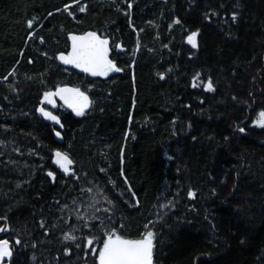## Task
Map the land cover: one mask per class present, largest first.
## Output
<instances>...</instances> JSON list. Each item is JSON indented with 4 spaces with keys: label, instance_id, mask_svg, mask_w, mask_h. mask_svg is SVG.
Masks as SVG:
<instances>
[{
    "label": "trees",
    "instance_id": "1",
    "mask_svg": "<svg viewBox=\"0 0 264 264\" xmlns=\"http://www.w3.org/2000/svg\"><path fill=\"white\" fill-rule=\"evenodd\" d=\"M88 30L111 39L123 74L59 64L68 33ZM63 86L87 96L83 115L44 104ZM262 112L264 0H0L7 263L99 264L113 233L152 231L153 264H264ZM90 180L110 206L91 205Z\"/></svg>",
    "mask_w": 264,
    "mask_h": 264
},
{
    "label": "snow or ice",
    "instance_id": "2",
    "mask_svg": "<svg viewBox=\"0 0 264 264\" xmlns=\"http://www.w3.org/2000/svg\"><path fill=\"white\" fill-rule=\"evenodd\" d=\"M82 7L80 11H83ZM233 20L236 19L233 15ZM29 27L32 26V22L29 21ZM197 33H193L189 36V43L196 46V36ZM73 53L70 57L61 56L60 59L68 64H75L76 67L81 68L85 72H91L92 75H106L111 71H120L116 66L107 59L108 54V41L101 40L94 33H89L86 37H73ZM78 41V42H77ZM163 78V77H161ZM195 86V85H194ZM207 91H214L212 82L209 80L206 85ZM71 93L72 102L69 103L70 107H74L77 115H83L84 110L88 107L89 101L87 96L79 91V89H60L59 93ZM54 95L49 93L48 96ZM45 117L48 119L56 121L59 123L57 118L51 113L40 109ZM258 127L264 128V112L259 114L256 121ZM244 131V129H240ZM59 135V133H57ZM57 163L63 169L64 172H69V167L72 161L68 158L66 154L57 152ZM51 175V174H50ZM191 196H195V193H190ZM3 231V229H0ZM115 236V239H113ZM69 239H74V237H68ZM154 233L148 231L144 234V237L139 240H128L123 239L120 236H116L115 233L110 235L107 242L103 245V250L99 253L100 264H153V249L155 247L154 243ZM19 243V241H17ZM89 245L92 241H88ZM11 251L9 250L8 242H0V261L5 257H10Z\"/></svg>",
    "mask_w": 264,
    "mask_h": 264
},
{
    "label": "water",
    "instance_id": "3",
    "mask_svg": "<svg viewBox=\"0 0 264 264\" xmlns=\"http://www.w3.org/2000/svg\"><path fill=\"white\" fill-rule=\"evenodd\" d=\"M89 33H94L101 40H107L108 41V45H107V48H108L107 59L110 60L116 66V68L120 69V71H111V72H108L106 75H92L91 72H85L81 68L76 67L75 64H72V63L66 64L60 59L61 56L70 57L72 55V53H73V44H74L73 37H77V38L86 37V36H88ZM67 37H68L69 44L71 46V52L69 54H67L66 52H61L58 55V62H59V64L61 66L73 70L78 75H82V76L88 77L90 79H100V80H103V81L110 80L111 78L124 73V70L121 69L118 66V64L112 59L113 49H112V41H111L110 38H105L101 34H99L98 32H96L94 30H88V31H86L85 33H82V34L75 33V32H70V33H68ZM122 50H123V46L120 45L118 51L121 52ZM60 89H74V88L71 87V86L60 87L59 89H57L53 93L54 95H51L50 97H52L55 100H57L58 102H60L68 111H70L73 114L77 115L74 107H70L69 106V103L72 102V94L71 93L55 94V93H59ZM0 229H3V231H0V238L5 236L9 232V226H8L7 223H5L2 227H0Z\"/></svg>",
    "mask_w": 264,
    "mask_h": 264
},
{
    "label": "rangeland",
    "instance_id": "4",
    "mask_svg": "<svg viewBox=\"0 0 264 264\" xmlns=\"http://www.w3.org/2000/svg\"><path fill=\"white\" fill-rule=\"evenodd\" d=\"M191 35H189V36H191ZM189 36H188V38H189ZM188 38H187V42L189 43V39ZM189 44L192 45L191 43H189ZM197 47H198V35L196 36V46H195V48H197ZM44 111L51 113L53 116H55L57 118V116L54 115L53 112H51L50 110L44 109ZM49 120H51V119H49ZM57 120H58V118H57ZM52 121H54V120H52ZM55 164L63 171V169L57 163V157L56 156H55ZM64 173H66V172H64ZM71 173H73V163L70 165L69 172H67L66 174H71ZM51 177H54V175L51 174ZM89 185H90V187L92 189V193H93L92 200H91V205L95 209L100 208L102 206H110V203L106 199L105 194L103 193V190L99 188V186L97 185V183L90 180ZM167 206H168V204H167L166 200H162L160 202V208H161V210H164L165 208H167ZM3 237L0 238V242L7 241ZM142 238H140V239H142ZM113 239H115V237ZM128 240H139V239H128ZM8 246H9V250L11 251V254H12L11 245H10L9 242H8ZM10 257H5L2 261H0V264H8L7 261L10 259ZM99 264H100V259H99Z\"/></svg>",
    "mask_w": 264,
    "mask_h": 264
},
{
    "label": "flooded vegetation",
    "instance_id": "5",
    "mask_svg": "<svg viewBox=\"0 0 264 264\" xmlns=\"http://www.w3.org/2000/svg\"><path fill=\"white\" fill-rule=\"evenodd\" d=\"M123 46L121 43L117 44L116 48L117 50L119 49V47ZM127 51V49L125 47H123V50L120 53H125ZM89 101V99H88ZM57 103V100H55L54 98L48 96V99H45L44 104H47L49 107H52L53 105H55Z\"/></svg>",
    "mask_w": 264,
    "mask_h": 264
}]
</instances>
